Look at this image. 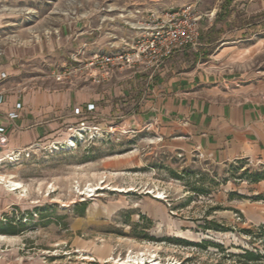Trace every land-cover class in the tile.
<instances>
[{
	"label": "rangeland",
	"instance_id": "374dc122",
	"mask_svg": "<svg viewBox=\"0 0 264 264\" xmlns=\"http://www.w3.org/2000/svg\"><path fill=\"white\" fill-rule=\"evenodd\" d=\"M258 1L0 0V53L111 7L196 3L214 14L201 19L198 43L181 57L237 79H264V39L240 42L239 54L207 56L224 29L264 25ZM125 111L121 104L112 121H85L78 139L77 121L62 142L35 144L18 161L3 156L0 176L25 190L0 183V264H261L242 255H264V161L215 163L199 152H169L155 127L130 124Z\"/></svg>",
	"mask_w": 264,
	"mask_h": 264
},
{
	"label": "crops",
	"instance_id": "0c3cea01",
	"mask_svg": "<svg viewBox=\"0 0 264 264\" xmlns=\"http://www.w3.org/2000/svg\"><path fill=\"white\" fill-rule=\"evenodd\" d=\"M175 8L135 6L116 13L111 7L94 21L80 16L69 19L56 34L52 26L46 27L24 47H3L0 126L7 142L0 146V158L33 144L64 141L80 119L73 109L92 103L93 109L85 112L86 121H112L123 104L126 111L121 117L130 124L155 127L169 152H199L215 163L239 158L264 161V79H237L236 74L201 66L200 60L188 61L180 51L155 68H114L101 83L86 77L55 81L53 72L70 62L71 54L83 59L113 50L139 33L136 24L148 10ZM228 22L224 21L225 27L232 26ZM223 31L216 39L217 48L207 56L239 54L245 51L237 47L240 42L256 44L264 39L262 23ZM13 112L15 117L10 116Z\"/></svg>",
	"mask_w": 264,
	"mask_h": 264
},
{
	"label": "built area",
	"instance_id": "2783aa9c",
	"mask_svg": "<svg viewBox=\"0 0 264 264\" xmlns=\"http://www.w3.org/2000/svg\"><path fill=\"white\" fill-rule=\"evenodd\" d=\"M213 11L202 12L196 8V3H186L175 9L148 10L142 21L138 22V34L130 39H123L121 44L110 51H97L86 58L70 55V62L55 69L53 77L57 82H70L73 77H86L95 83H101L110 76L114 68L144 69L160 66L169 57L188 47L195 46L200 38V21L203 17H212ZM5 73H1V78ZM3 96L0 93V101ZM19 107V104H17ZM93 109V104L85 108L76 107L73 113L79 116L77 133L72 137L78 139L85 126V112ZM16 113H10L15 117ZM96 129L95 126H93ZM7 138L4 128L0 126V146L6 145ZM35 144L12 150L4 154L9 162L18 161L32 152Z\"/></svg>",
	"mask_w": 264,
	"mask_h": 264
},
{
	"label": "bare ground",
	"instance_id": "6f19581e",
	"mask_svg": "<svg viewBox=\"0 0 264 264\" xmlns=\"http://www.w3.org/2000/svg\"><path fill=\"white\" fill-rule=\"evenodd\" d=\"M0 160L2 161V158H0ZM2 182L5 183L4 186L9 191H13L14 192V191H24L25 190V187L23 186L22 183H20L19 181L12 180L10 178L6 179L3 175L0 176V183H2ZM93 189L94 188H91L90 190H93Z\"/></svg>",
	"mask_w": 264,
	"mask_h": 264
},
{
	"label": "trees",
	"instance_id": "16d2710c",
	"mask_svg": "<svg viewBox=\"0 0 264 264\" xmlns=\"http://www.w3.org/2000/svg\"><path fill=\"white\" fill-rule=\"evenodd\" d=\"M259 177L260 176H255L253 180L258 181V180H260ZM257 196L259 197L260 195H257ZM83 207H84V205H83ZM12 232L14 233L15 231H12ZM242 256L248 261L254 262V261L259 260L261 264H264V255L261 253H256L252 250H245Z\"/></svg>",
	"mask_w": 264,
	"mask_h": 264
}]
</instances>
